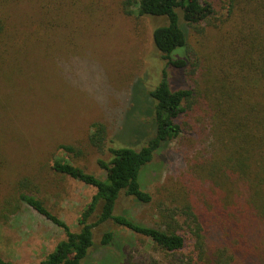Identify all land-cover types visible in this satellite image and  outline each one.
Instances as JSON below:
<instances>
[{
    "label": "rangeland",
    "instance_id": "374dc122",
    "mask_svg": "<svg viewBox=\"0 0 264 264\" xmlns=\"http://www.w3.org/2000/svg\"><path fill=\"white\" fill-rule=\"evenodd\" d=\"M56 1L0 0V21L8 27L0 38V57H6L4 63L0 61V209L7 204L17 207L8 218L0 217V258L12 264H38L65 238L60 227L25 202H17L19 191L42 200L71 230H77V219L95 188L57 173L54 161H67L105 178L98 161H109V147L138 149L149 135L154 119L150 92L163 68L170 86L195 87L197 92L199 108L183 119L204 118L218 91L212 79L223 67L221 55H226L221 48L226 26L204 22L186 26L195 52L189 77L160 58L152 41L158 19L125 13L122 0H64L68 6L63 9ZM71 1L75 3L69 5ZM218 10L211 21L220 25L225 10ZM41 25L47 29L41 31L40 41L33 34ZM178 54V50L172 52L174 57ZM93 122L106 128L100 148L89 141ZM198 135L191 132L156 152L141 176L143 188L151 195L149 202L121 195L115 207V212L141 224L160 227L169 221L179 227L185 247L177 257L183 259L193 240L184 217L173 214L170 189L172 180L186 171L187 159L196 153L192 146L200 140ZM186 141L194 142L187 145L190 150L182 145ZM62 144L72 145L75 151H64ZM23 178L29 183L21 189L18 182ZM108 228L115 231L118 242L106 248L96 244L81 264H169L148 238L127 228L100 225L94 231L96 243ZM206 235L211 247L222 245L216 232ZM241 246L237 262L264 264V229L248 232L246 250L244 243ZM121 251L126 260H110L111 254Z\"/></svg>",
    "mask_w": 264,
    "mask_h": 264
},
{
    "label": "trees",
    "instance_id": "16d2710c",
    "mask_svg": "<svg viewBox=\"0 0 264 264\" xmlns=\"http://www.w3.org/2000/svg\"><path fill=\"white\" fill-rule=\"evenodd\" d=\"M215 2L122 0L125 13L160 21L152 31V41L160 58L189 77L190 67L191 74L195 67V52L188 43L185 27H196L202 22L217 28L226 26L227 30L221 33V48L226 52L221 55L223 67L212 79L218 91L210 99L211 109L204 118L186 121L196 113L189 111L199 108L195 87L173 88L163 68L159 82L150 92L154 99V119L147 131L149 135L138 149L109 147V161H98L105 170V178H98L67 161H54L52 168L57 173L95 188L77 219V230H71L42 200L19 191L17 202H25L65 233V238L38 264H81L96 244L106 248L118 242L115 231L110 228L103 231L99 243L95 242V229L107 224L148 238L169 264H241L237 262L236 251L243 250V243L246 250L248 232L264 229V0H218L219 5ZM74 3L71 1L69 5ZM56 4L62 9L68 6L64 0H57ZM218 8L225 10L222 25L211 21L216 18ZM61 12H58L60 16ZM44 29L47 28L42 25L36 27L33 35L40 40ZM7 30L0 21V38ZM174 50L179 51L176 57L172 56ZM5 60L6 57H0L2 63ZM90 128L89 141L100 148L106 128L101 122H93ZM191 132L200 135L196 146L191 145L192 141L182 145L186 150L194 147L196 153L187 159L186 171L172 180L170 189L175 206L173 214L184 217L193 240L191 250L183 259L177 257L185 247L179 227L169 221L160 227L141 224L124 213L115 212V207L121 195L149 202L151 195L141 182L144 170L161 147ZM60 147L68 153L75 151L72 145ZM27 183L26 178L21 179L19 188H25ZM16 211V206L4 205L0 217L8 218ZM207 232H216L222 245L211 247ZM125 255L123 251L111 254L110 260L121 263L126 260ZM0 264L12 263L0 258Z\"/></svg>",
    "mask_w": 264,
    "mask_h": 264
}]
</instances>
